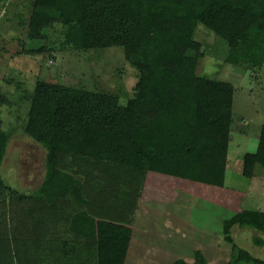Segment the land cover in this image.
Returning a JSON list of instances; mask_svg holds the SVG:
<instances>
[{"label": "trees", "instance_id": "trees-1", "mask_svg": "<svg viewBox=\"0 0 264 264\" xmlns=\"http://www.w3.org/2000/svg\"><path fill=\"white\" fill-rule=\"evenodd\" d=\"M199 24L227 42V62L264 66V0L32 1L28 37L45 42L37 52L55 49L48 48L49 31L62 26V48L89 51L122 46L138 81L126 103L116 94L84 86L36 84L24 130L47 149L46 175L30 194H21L1 173L10 133L0 115V200L3 206L19 205L22 216L20 228H12L13 236L43 245L41 256L48 233L44 232L47 211L43 208L48 206L54 212L49 213L57 215L54 206L67 198L65 209L72 214L69 230L94 248V253L96 246L97 264H125L131 223L91 215L84 208L90 201L88 194L106 201L108 209L121 202L136 204L142 184L135 192L133 181L140 177L143 181L149 171L225 185L235 86L197 73ZM243 160L246 167H264V125L257 150L246 153ZM126 173L129 176L121 181ZM99 176L110 182L109 192L95 195L98 189L89 181H100ZM120 187L121 202L116 199ZM235 224L264 233V212L245 209L225 220L228 240ZM1 232L7 233L0 228ZM255 243L263 245L264 239L258 236ZM76 247L64 241L60 254L73 257ZM1 251L3 264H20L19 259L29 264L30 253L6 256ZM27 256L26 262L23 257ZM39 261L60 264L59 258L49 261L46 256ZM172 264H207V260L197 252L192 263L179 259Z\"/></svg>", "mask_w": 264, "mask_h": 264}, {"label": "rangeland", "instance_id": "rangeland-1", "mask_svg": "<svg viewBox=\"0 0 264 264\" xmlns=\"http://www.w3.org/2000/svg\"><path fill=\"white\" fill-rule=\"evenodd\" d=\"M32 1L0 0V115L4 129L10 133L1 173L21 194H30L39 188L46 175L47 149L24 130L29 100L39 81L110 92L118 95L122 103L132 97L138 81V73L126 61L122 46L89 51L62 48L61 42L65 39L62 26L49 31L51 38L47 45L55 49L37 52L45 42L28 37ZM195 39L199 42L201 58L197 73L235 86L229 149L236 159L245 148L254 151V143L264 125V66L227 62V42L202 24L196 28ZM247 135L250 136L248 145ZM260 170L264 171V167L239 168L234 164L222 187L149 171L143 181L141 177L132 180L135 192L142 184L136 204L127 206L121 202L124 193L120 187L116 192V199L121 202L118 206L108 209L106 201L88 194L90 201L84 208L97 218L131 223L136 241L125 264H172L179 259L192 263L197 252L206 258L207 264H255L248 256L264 261V245L255 243V238H264V233L235 224L228 240L224 222L245 209L264 212V178L249 181ZM128 176L122 175L121 181ZM99 179L94 183L89 181L99 190L95 189V195L109 192L110 182L105 183L107 179L101 176ZM68 201L62 198L54 206L57 215L48 206L43 208L47 211L44 232L48 233L44 242L46 249L39 256L43 245H32L12 235L13 227L20 228L19 205L11 207V202L3 206L0 200V228L7 231L0 233V258L4 249L6 256L30 253L29 264H40L39 258L45 256L49 261L59 258L60 264H97L96 246L94 253V248L69 230L72 214L66 210ZM28 210L33 212L34 208ZM64 241L76 244L73 257L60 254ZM28 256L23 257L26 262ZM18 261L23 264L21 259ZM0 264H3L1 260Z\"/></svg>", "mask_w": 264, "mask_h": 264}, {"label": "crops", "instance_id": "crops-1", "mask_svg": "<svg viewBox=\"0 0 264 264\" xmlns=\"http://www.w3.org/2000/svg\"><path fill=\"white\" fill-rule=\"evenodd\" d=\"M246 124H248V122H246ZM245 139L247 140L246 141V144L248 145L249 144V140H250V136L249 135H247L246 137H245ZM258 144H259V137H258V139H257V142H256V145H255V143H254V151H252V152H255L256 150H257V148H258ZM245 148V147H244ZM243 148V149H244ZM249 149H244L242 152H240V153H238V158H234L233 159V157H232V155L234 156V154H233V152H232V150L231 149H229V156H228V165H227V172L228 171H233V169H234V164H236V165H239V168H240V166H241V168H243V166H245L244 165V160H243V156H244V154L245 153H248L249 151H248ZM158 175H164V174H162V173H158ZM260 178H264V171H261L260 170V173H255L254 174V176L251 178V179H249V181H252L253 179H260ZM253 182H255L254 180H253ZM261 182V181H260ZM145 185H147V183H145ZM240 191V190H239ZM132 238H131V242H130V246H129V249H128V253H127V257H126V261H125V263L127 262V259H128V256H129V254H130V252H131V248H132V246H133V244L135 243V233H134V228H132ZM263 238V237H262ZM264 239V238H263ZM264 245V244H263Z\"/></svg>", "mask_w": 264, "mask_h": 264}, {"label": "water", "instance_id": "water-1", "mask_svg": "<svg viewBox=\"0 0 264 264\" xmlns=\"http://www.w3.org/2000/svg\"><path fill=\"white\" fill-rule=\"evenodd\" d=\"M42 183H43V182H42ZM42 183H41V184H42Z\"/></svg>", "mask_w": 264, "mask_h": 264}]
</instances>
